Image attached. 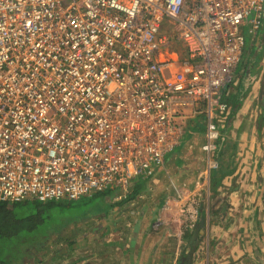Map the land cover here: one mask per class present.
Wrapping results in <instances>:
<instances>
[{"label": "built area", "instance_id": "obj_1", "mask_svg": "<svg viewBox=\"0 0 264 264\" xmlns=\"http://www.w3.org/2000/svg\"><path fill=\"white\" fill-rule=\"evenodd\" d=\"M262 13L264 0H0V202L126 195L203 115L204 168L164 206L194 229L241 28L254 35Z\"/></svg>", "mask_w": 264, "mask_h": 264}, {"label": "crops", "instance_id": "obj_2", "mask_svg": "<svg viewBox=\"0 0 264 264\" xmlns=\"http://www.w3.org/2000/svg\"><path fill=\"white\" fill-rule=\"evenodd\" d=\"M259 42L263 49L257 61L253 52ZM246 45L226 92L230 108L220 127L219 166L200 200L194 242L195 230H184L164 206L177 189L191 188L204 168L203 115L184 120L178 144L150 177L132 180L120 197L122 191L111 189L110 197L98 198L89 217L77 221L86 227L76 234L79 239L98 244L78 246L82 255L72 264H259L252 247L264 249V23L255 36H245ZM239 70H246L243 80H237Z\"/></svg>", "mask_w": 264, "mask_h": 264}, {"label": "rangeland", "instance_id": "obj_3", "mask_svg": "<svg viewBox=\"0 0 264 264\" xmlns=\"http://www.w3.org/2000/svg\"><path fill=\"white\" fill-rule=\"evenodd\" d=\"M262 17L264 18V13H262ZM241 32L245 36L248 35V29L246 27H242ZM247 49H248L247 45L244 46L243 56H242L243 59L245 57V52ZM263 67H264V61L262 62L263 71L259 69L261 75L262 73H264ZM245 73H246V70H239L236 73L237 80H243L245 77ZM260 82L261 80L259 81V84ZM262 161H264V155L262 157ZM259 190H258V193H259ZM242 191L243 190L241 189L239 194H242ZM204 196H205V193H202L200 200L204 199ZM260 196L264 203V188L261 189ZM97 199H94V198H85V199L83 198L82 199L81 198V200L72 202L70 205H60L59 204L58 206L52 207L49 210L44 212V217L46 219V222L43 223L41 228L44 227L43 229H45L50 226H57L58 230H55L54 232L55 227L48 228L49 229L48 231H50L51 234L49 235V240L43 242L42 246L44 248L42 250L35 251L34 248H30V252L32 256H34V259H36V261L39 262L38 264H58L62 262H64L62 264H67V263L72 264L74 261L78 260V257L82 255L81 250L80 251L77 250L78 246L88 247L90 246V244L92 245L98 244V243H95L94 240H89V238L79 239L81 237L77 236L79 231L85 232L84 228H86V227H81L82 228L81 229L79 225L80 222H77V221L82 217H89L90 214H92L93 210L98 205ZM99 206H101V204H99ZM22 210H23L22 215H29L27 211L30 210V206ZM90 219L91 218H89V220ZM88 222L85 224H88ZM64 224L66 226L62 227ZM75 250L77 251L74 252ZM252 251H254L259 257V264H264V249L262 250V248L260 247L258 248L252 247ZM86 253L87 252H85V254ZM17 255L18 254H14L13 256L17 257ZM29 259L30 257L23 258L24 264H27ZM31 261L32 260H30V262ZM247 263L248 262L246 261L245 264Z\"/></svg>", "mask_w": 264, "mask_h": 264}, {"label": "trees", "instance_id": "obj_4", "mask_svg": "<svg viewBox=\"0 0 264 264\" xmlns=\"http://www.w3.org/2000/svg\"><path fill=\"white\" fill-rule=\"evenodd\" d=\"M262 45L263 44L259 42L258 50L253 52L254 57L258 58L257 61L260 60L263 49ZM247 71L248 74L249 69ZM111 195L112 190H105L90 196L82 197V199H97L101 196L110 197ZM79 200H81V198L78 200H64L48 203H40L35 200H27L20 203L0 202V264H24L23 258L29 257L30 259L27 264H38L39 262L32 256L30 248H34L35 251L42 250L44 248L42 246L43 242L48 241L49 235L51 234L48 228L55 227L54 232L58 230L57 226H50L45 229H43L44 227L41 228L43 223L46 222L44 212L59 204L70 205L72 202ZM22 206L25 209L30 206V210L27 211L29 215H22V209H24ZM65 226L64 224L62 227ZM14 254H18L17 257H14ZM30 260L32 261L30 262Z\"/></svg>", "mask_w": 264, "mask_h": 264}, {"label": "water", "instance_id": "obj_5", "mask_svg": "<svg viewBox=\"0 0 264 264\" xmlns=\"http://www.w3.org/2000/svg\"><path fill=\"white\" fill-rule=\"evenodd\" d=\"M197 224H198V223H197ZM197 224H196V226H197ZM196 226H195V227H196ZM193 230H195V228H194ZM193 230H192V231H193ZM197 230H198V229H196V230L193 232V235H192V237H191V243L194 242V240H195L196 237H197ZM193 246H194V243H193Z\"/></svg>", "mask_w": 264, "mask_h": 264}, {"label": "flooded vegetation", "instance_id": "obj_6", "mask_svg": "<svg viewBox=\"0 0 264 264\" xmlns=\"http://www.w3.org/2000/svg\"><path fill=\"white\" fill-rule=\"evenodd\" d=\"M257 33V32H256ZM256 33L254 34V35H251V36H255L256 35ZM220 138H221V132H220Z\"/></svg>", "mask_w": 264, "mask_h": 264}]
</instances>
